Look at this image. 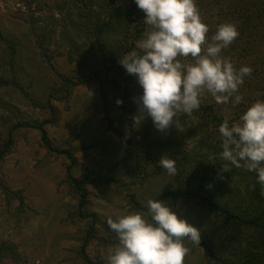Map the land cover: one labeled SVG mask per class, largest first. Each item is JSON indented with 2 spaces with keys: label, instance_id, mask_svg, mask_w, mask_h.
Instances as JSON below:
<instances>
[{
  "label": "rangeland",
  "instance_id": "374dc122",
  "mask_svg": "<svg viewBox=\"0 0 264 264\" xmlns=\"http://www.w3.org/2000/svg\"><path fill=\"white\" fill-rule=\"evenodd\" d=\"M125 1L138 12L136 29L143 28L130 54L149 50L152 58L164 60L184 91L155 93L151 67L137 59L130 102L123 91L105 85L107 95L124 106L112 107L115 131L110 130L97 85L62 87L60 76L78 81L66 35L80 43V33L62 19L71 4L60 13L56 0H0V83L7 84L0 85V144L16 122H49L45 129L51 143L73 151V175L87 181L86 212L97 218V238L86 249L93 264H214L194 238L226 256L221 218L196 201L163 200L177 186L179 171L171 162L159 172V165L170 161L168 150L147 165L141 140L148 130L158 138L179 134L186 154L179 152L178 158L188 156L186 167L203 160L193 148L212 153L201 145V135L191 136L199 119L187 115V92L211 107L234 144L259 154L264 143L257 138V131H264V0ZM94 2L106 8L105 0ZM70 10L76 22V10ZM41 29L50 36L51 65L36 46ZM115 32L109 29L105 37L114 41L119 38ZM66 95L69 99L61 101ZM207 163L221 172V161L210 156ZM68 166L65 156L47 154L38 130L16 132L15 145L0 164V183L21 192L24 205L7 201L0 189V244H14L18 258L7 254L0 264H84L79 251L89 221L74 215L79 196L66 182ZM237 180L234 175L228 186Z\"/></svg>",
  "mask_w": 264,
  "mask_h": 264
},
{
  "label": "trees",
  "instance_id": "16d2710c",
  "mask_svg": "<svg viewBox=\"0 0 264 264\" xmlns=\"http://www.w3.org/2000/svg\"><path fill=\"white\" fill-rule=\"evenodd\" d=\"M56 1H58L55 2L56 9L60 13L65 11L68 3L71 4L72 8H68L65 14H62V19L73 24L75 30L78 31L77 33H80L78 36L80 43L66 35V41H69L67 56L77 65L78 81L74 82L72 78L60 76L62 87L67 90V87L74 83L97 85L102 102L103 118L110 130L115 131L112 125V107L122 105L117 102L115 95L113 98L107 95L105 87L110 86L115 92L123 91L127 102H130L128 100L132 91L130 86L136 81L133 73L139 67L136 62L137 59L148 63L151 67V71L157 80L155 93L165 90L164 88L170 89L174 93L184 91V85L171 76L173 72L164 60L152 58L149 50H139L136 54H130L143 31V28L142 30L136 29L138 23L133 17L138 16V12L133 10L131 3H127L125 0H105L104 6L106 8L103 10V6L94 4V0ZM116 2L121 3V6H117ZM70 9L76 10L78 18L76 22ZM139 18H141V25L144 26V20L141 16ZM109 29H115V34L119 38L109 41L105 37V32H108ZM49 37L47 30L41 29L36 34V46L40 50L44 62L51 65L52 56L46 46ZM7 44L8 47H13L11 43ZM11 51L13 54V49ZM5 83L2 82L0 85H7ZM183 94L191 103L187 115L196 116L199 119V123L193 129L191 136L201 135V145L205 146L207 150H211L212 153L209 154L205 150L198 153L197 149L193 148L195 155L200 156L203 160H199L198 163L195 162L192 165L194 168L192 166L186 167L187 164H191L188 156H183V162L178 158L179 152L186 154L179 147V134L172 133V136L158 138V136L150 135L149 130L144 132L141 143L147 165L151 164L155 157L159 158L162 153L168 150L170 151V161L160 164L159 172L167 169L171 162H174L175 168L179 171L175 175L177 186L173 191L163 194L162 199L196 201L203 208L212 211L215 216L221 218L225 240L229 244L226 256L216 254L212 250L210 242L196 236L194 238L196 243L204 249L210 263L264 264V143L261 142L263 147L259 151L260 156L244 151L241 145L233 143L228 130L217 119L210 106L202 105L199 98L192 93L184 92ZM69 96L66 95L61 98V101H67ZM136 103L135 101L131 104L135 105ZM164 103L168 104L167 102ZM47 107L51 118L54 119L52 106L49 102ZM164 109L165 106L161 104L160 110ZM205 119L206 121L203 122ZM47 123L49 122L33 125L27 122H16L9 126L5 139L0 144V164L12 151L15 145V134L20 129L38 130L41 134V145L47 154L63 155L67 158L69 166L66 170V182L72 191L79 196L74 215L82 221H89L79 254L84 264H93L86 253V249L90 242L97 238V229L95 228L97 218L95 215L86 212V206L89 203L87 181L85 179L78 180L74 177L75 158L73 151L61 150L51 143L45 129ZM197 132L201 134H197ZM257 134L259 141H264V131H257ZM210 156L222 162L221 172L220 169L215 170L213 165L205 164ZM182 163L186 165L184 166ZM182 165L183 169L180 168ZM183 172L184 174L189 173L186 174L188 178L181 174ZM234 175L239 176V180L236 181L239 184L230 188L228 183ZM0 189L8 199L7 201L16 199L21 207L24 205L21 192L13 191L2 183H0ZM226 193H229L228 196ZM100 240L103 241V239ZM14 246L12 243H1L0 258L7 254L15 259L18 258Z\"/></svg>",
  "mask_w": 264,
  "mask_h": 264
}]
</instances>
